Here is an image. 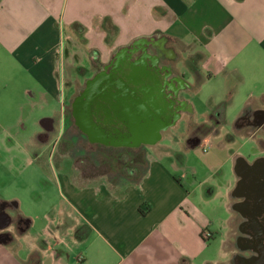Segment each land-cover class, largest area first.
<instances>
[{
	"label": "crops",
	"instance_id": "crops-1",
	"mask_svg": "<svg viewBox=\"0 0 264 264\" xmlns=\"http://www.w3.org/2000/svg\"><path fill=\"white\" fill-rule=\"evenodd\" d=\"M155 37L171 49L169 58L158 57L157 66L142 56L156 53L148 43ZM128 46L129 53L116 56ZM190 58L195 63H188ZM261 59L264 68V0H0V109L11 89L26 91L32 104L45 89L46 99L60 94L64 106L69 94L74 99L100 73L116 80L133 74L135 89L168 91L161 64L169 61L173 76H183V85L175 88L183 102L178 119L188 120L185 145L208 147L206 162L213 171V177L195 183L193 169L178 165L173 156L179 150L162 142L172 125L150 143L151 114L136 123L115 118L110 124L92 107L89 116L93 122L99 118L104 134L97 139L106 142L105 152L114 158L144 153L148 164L142 176L134 167L128 172L111 167L96 179L68 181L66 210L58 219L49 215L52 223L40 235L29 231L34 220L20 214L27 226L22 232L13 226L9 241L4 233L11 223L3 220L0 264H264V118L254 123L264 112V90L244 100L232 129L225 127L226 110L237 87L217 98L203 121L196 120L193 101L181 95L225 67L231 77L244 73L246 65L259 67ZM49 118L57 117L42 118L40 133ZM260 132L262 145L246 149L244 143ZM240 138L244 142L238 145ZM209 200L217 209L207 216L198 205ZM3 204L0 199V213L13 216Z\"/></svg>",
	"mask_w": 264,
	"mask_h": 264
},
{
	"label": "rangeland",
	"instance_id": "rangeland-1",
	"mask_svg": "<svg viewBox=\"0 0 264 264\" xmlns=\"http://www.w3.org/2000/svg\"><path fill=\"white\" fill-rule=\"evenodd\" d=\"M187 62L193 64L195 60L190 58ZM258 65L259 67L250 65V69L246 68V65L244 73L236 72L235 75V72H232L231 77L227 74L229 68L225 67L221 74L198 84L199 86L195 89L182 91L181 95L189 98L195 105L196 120H206V112L208 108L211 109L215 105V100L219 97H227V90L237 87L233 102L227 104L226 110L225 127L232 129L237 117L243 112L244 100L247 97L257 98L262 95L264 90L262 59ZM237 74L241 77H237ZM117 76L121 77L128 86L131 98L137 86L135 76L129 73ZM44 90L40 91L41 99L32 104L33 100H29L31 98L26 91L11 89L8 100L4 99L8 104L5 103V107L0 109V199L4 203L16 201L18 207H11L12 215L23 214L34 220L29 229L32 235L42 234L44 227L52 223L49 218L47 219L49 215L58 219L61 216V209L66 210V200L71 199V194L66 190L68 181L70 183L76 180L83 183L93 178L96 179L99 173L106 169L112 172L113 168L110 166L114 165L117 160L105 150L100 152L99 149L88 147L82 131L73 124L72 93L66 97L63 106L60 94L57 98L46 99L42 92ZM61 115L63 121L61 120L59 128L61 130L63 127V130L60 131V141L56 144L57 137L55 136L48 142L41 141L39 136L41 119L46 116L61 118ZM178 120L170 127L162 142L179 150L174 153L173 157L181 168L193 169L191 177L195 183L203 181L208 176L213 177V171L208 169L206 162L207 153L203 151L205 147L197 146L187 149L184 141L187 135L188 120L185 117ZM5 128L9 131L5 132ZM243 142L244 139L240 138L238 145ZM261 145L262 132L258 133L253 142L244 143L249 151H254V147L259 148ZM206 148L209 150L208 147ZM133 159L130 158L128 165H131ZM185 159L186 163L183 164ZM162 162L166 164L167 160L164 158ZM96 165L102 166L99 171H95L94 166ZM133 173L136 174L134 171ZM225 179L219 177L218 182L223 183ZM204 188L208 189L211 186L206 185ZM215 204L214 200H209V202H203L202 205L199 203L198 206L203 214L210 216L216 213L217 205ZM54 223L57 224V222ZM22 224L26 226L27 223L22 221ZM22 240L25 242V239ZM58 248L63 249L64 244L62 243ZM23 250L24 247L21 252Z\"/></svg>",
	"mask_w": 264,
	"mask_h": 264
},
{
	"label": "water",
	"instance_id": "water-1",
	"mask_svg": "<svg viewBox=\"0 0 264 264\" xmlns=\"http://www.w3.org/2000/svg\"><path fill=\"white\" fill-rule=\"evenodd\" d=\"M131 47L120 49L116 56L119 58L125 56ZM142 56L152 57L147 51H144ZM156 86L159 87L157 80ZM114 87L118 89H113ZM128 90L126 83L121 78L116 80L115 75L108 76L100 73L90 79L87 88L81 89L72 101V112L79 129L93 139L100 138L104 134V130L99 125V118L97 122H93L89 116L92 107L96 115L102 111L103 122L110 124L115 118L126 123H136L147 113L153 116L150 143L160 140L161 131L173 125L179 116L178 112L171 114L172 102L165 100L166 89L160 87L159 89H134L131 98Z\"/></svg>",
	"mask_w": 264,
	"mask_h": 264
},
{
	"label": "flooded vegetation",
	"instance_id": "flooded-vegetation-1",
	"mask_svg": "<svg viewBox=\"0 0 264 264\" xmlns=\"http://www.w3.org/2000/svg\"><path fill=\"white\" fill-rule=\"evenodd\" d=\"M162 42H163V40L159 39L157 37L151 38L150 41H148V43L154 45L155 50H156V53L153 54L151 57L153 64H156V66L158 64V57L167 56L169 58L171 56V54H170L171 49L162 47ZM135 45H137V44H135ZM138 45H137V47H138ZM139 47H141V45ZM153 58H155V59L153 60ZM161 66H162L161 69L164 72V79H165V81L168 82V84L171 88V89H168V91H167V89L165 90V93H166L165 94V100L168 102H172V107L170 108L171 114H174L176 112L179 113V110L181 109L183 102L178 101L176 99L177 89L175 88V85L176 84H179L180 86L183 85V82H182L183 76H180L178 74L173 76L174 68L172 66V63L169 61L162 63ZM72 101H73V99H72ZM71 111H72V102H71ZM72 115H73L72 116L73 117V124L77 125L73 112H72ZM263 118H264V112L257 113V115L254 117V123L260 122ZM62 121H63V118H62ZM59 125H60V122H59V119H57V118L44 119L43 120L44 128L42 130V133L39 134L41 140L44 142H48L52 137L55 136V137H57L55 139V142L57 144L60 141V133L63 130V127L60 130ZM83 136L85 137V140L88 144V147H92L93 149H99L100 152H102V150L103 151L105 150V148H106V142L105 141H101L98 139H95V141H91L92 138H90L88 135L86 136L83 134ZM137 157L138 156H135V157L133 156V157H127V158H123V159H130V158L133 159L134 158L132 160V163H131V164H133V162L135 161V159ZM117 159H119V160H116V164H118L120 166L121 162H122V160H121L122 158L120 156H117ZM103 163H105V162H103ZM101 167H102L101 165H96V166H94V169H95V171H99ZM110 167H112V165ZM252 174L255 177L254 182H256L258 180L257 173L253 171ZM260 184H262V183H260ZM259 198H262V192L259 193ZM15 206H17V203H16V201H13V203H4L1 208L4 210H6V208H8L10 210L11 207H15ZM259 213H260V217L262 219V209L259 211ZM0 214H1L0 215V223L3 220H5V222L7 221V223H11L17 232H22L25 230V226L22 224V221H24L25 224L28 222L26 220H23L19 214H16L13 216H9L4 212H1ZM26 226H27V224H26ZM4 237L7 238V240H9V241L14 240V236L12 235V233L10 231L5 232Z\"/></svg>",
	"mask_w": 264,
	"mask_h": 264
},
{
	"label": "trees",
	"instance_id": "trees-1",
	"mask_svg": "<svg viewBox=\"0 0 264 264\" xmlns=\"http://www.w3.org/2000/svg\"><path fill=\"white\" fill-rule=\"evenodd\" d=\"M117 160H119V159H117ZM121 160H122V162H121V165H120V166L117 164V165H118V167H117L116 163L114 162L115 164L112 165V167L117 168V170H118L119 172H121V171L128 172V169L131 168V167L134 165V169L137 170V171H139L138 174H137L138 178H140V177L142 176V171H143V169H144V168L147 166V164H148V163H147L146 156L144 155V153H141V154L136 158V160L134 161L135 164L133 163V164H131V165H128L130 159H123V158H122ZM112 164H113V163H112ZM137 176L135 175L134 180H137V179H136Z\"/></svg>",
	"mask_w": 264,
	"mask_h": 264
},
{
	"label": "clouds",
	"instance_id": "clouds-1",
	"mask_svg": "<svg viewBox=\"0 0 264 264\" xmlns=\"http://www.w3.org/2000/svg\"><path fill=\"white\" fill-rule=\"evenodd\" d=\"M12 228H13V225H12V224H10V225H8V227H6V229H8L9 231H10Z\"/></svg>",
	"mask_w": 264,
	"mask_h": 264
},
{
	"label": "built area",
	"instance_id": "built-area-1",
	"mask_svg": "<svg viewBox=\"0 0 264 264\" xmlns=\"http://www.w3.org/2000/svg\"><path fill=\"white\" fill-rule=\"evenodd\" d=\"M207 149L206 148H204V151H206Z\"/></svg>",
	"mask_w": 264,
	"mask_h": 264
}]
</instances>
